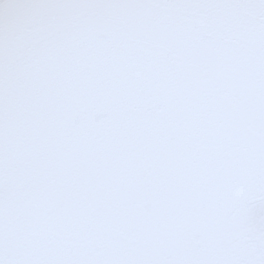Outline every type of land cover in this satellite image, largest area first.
<instances>
[{
  "label": "snow or ice",
  "instance_id": "snow-or-ice-1",
  "mask_svg": "<svg viewBox=\"0 0 264 264\" xmlns=\"http://www.w3.org/2000/svg\"><path fill=\"white\" fill-rule=\"evenodd\" d=\"M0 264H264V0H0Z\"/></svg>",
  "mask_w": 264,
  "mask_h": 264
}]
</instances>
